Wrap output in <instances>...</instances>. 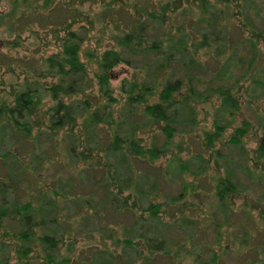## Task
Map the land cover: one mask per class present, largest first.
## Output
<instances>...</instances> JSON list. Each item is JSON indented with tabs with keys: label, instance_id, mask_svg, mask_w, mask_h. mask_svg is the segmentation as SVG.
I'll return each mask as SVG.
<instances>
[{
	"label": "rangeland",
	"instance_id": "rangeland-1",
	"mask_svg": "<svg viewBox=\"0 0 264 264\" xmlns=\"http://www.w3.org/2000/svg\"><path fill=\"white\" fill-rule=\"evenodd\" d=\"M45 1L17 7L11 0L0 2V101L13 105L28 87L40 101L29 119L31 133L0 122V208L28 204L33 210L30 225L13 216L4 221L0 264H264V155L258 152L264 135V0H256L260 18H250L244 29L236 3L212 0L224 12L222 28L228 26L234 46L244 48L252 31L263 30L252 38L261 66L245 75L232 68L221 83L218 72L233 52L216 53L217 46L201 50L204 70L194 72L202 84L194 87L202 96L193 98L185 86L172 100L177 123L171 137L164 131L167 122L149 116L145 103L130 109L126 93L145 81L154 89L152 101L159 102L166 74L122 65L111 81L116 102L100 92L99 57L114 47L126 12L121 7L110 12L102 0H49L44 8ZM182 1L192 7L186 16L199 20L194 0ZM68 25L84 38L79 57L87 75L84 88H76L82 92L63 99L78 109L76 121L56 129L57 102L48 89L59 78L46 60L62 51ZM185 72L176 77L185 78ZM222 84L232 90L230 96L217 93ZM97 111L102 118L112 115L108 124L92 121ZM246 122L249 132L236 145L231 140ZM217 127L226 128L209 140ZM117 134L127 144L112 152ZM132 140L159 157L133 155ZM227 177L235 193L224 204L217 193ZM151 204L158 208L156 218L147 211ZM29 226L33 238L25 242L21 233ZM46 235L56 240L55 247L45 244Z\"/></svg>",
	"mask_w": 264,
	"mask_h": 264
},
{
	"label": "trees",
	"instance_id": "trees-1",
	"mask_svg": "<svg viewBox=\"0 0 264 264\" xmlns=\"http://www.w3.org/2000/svg\"><path fill=\"white\" fill-rule=\"evenodd\" d=\"M102 1L104 2L105 8L110 12L112 9L121 7L122 11L126 12V14L124 17L121 15L125 28L120 34H115L113 37L114 47L100 54L99 66L101 74L98 76L100 92L108 99L109 103L116 102V99L112 95L111 81L117 67L122 65L134 68L141 64L142 68L149 70L152 74L155 72L161 75L166 74L168 78L166 80L164 79L165 81L162 84L163 89L159 102L152 101L154 89L148 86L145 81L141 84L131 85L126 90V93L128 94V105L130 109L134 104L145 103L146 112L149 116L157 121L167 122V127H165L164 131L168 137H171L173 134L175 130L173 125L177 123V114L171 111L174 105L172 100L180 96L185 86H188L193 98H200L202 96L196 90V87H194L195 84L196 86H201L202 84L200 75L194 72H199V69L204 70L201 63L202 60L199 59L201 50L211 49L213 46H217L216 48L219 49L216 53L218 51L220 53L233 52L228 58L227 63L225 65L223 64L218 72V82L221 83L226 82L229 75L233 74L232 68H236V71L244 70L245 75L256 65L258 70L261 66L259 60L260 51L252 38L261 37L263 30L260 29L261 31L259 32L261 33L252 31V38H248V42L246 41L247 44L244 45V48L240 49L237 45L234 46L231 42L232 38L230 37L228 26L222 28L225 20L224 12L223 10H217V4L213 3L212 0H194L196 6L199 8V20H194L186 16V12L192 7H184L182 0H167L161 4H157L155 0H139L143 1L144 4H139V1L132 2L130 0L123 1L122 3H120V0ZM217 1L228 4L236 3L239 6V15L241 18H238V20L241 24V29H244L248 23L250 25V18H252V21L260 18L259 6L256 0ZM11 2L16 4L14 6L17 7L21 4L26 5L29 3V0H22V3L19 0H11ZM188 3L190 2L188 1ZM28 6H25V8ZM49 6V0H46L43 7L48 8ZM14 16L15 13H12L6 17L10 19ZM2 18L0 17V24ZM173 22H176L177 26L174 27ZM258 22L259 25L263 24L260 20ZM169 23H171L174 33H172V29H169ZM193 31L195 32V38ZM196 32L199 36H196ZM61 41L62 51L46 60L49 72L54 73L59 78V82L48 89L52 98L57 102L52 109V126L56 129H60L67 124H73L76 121L78 109H74L75 105L65 104L63 99L66 97L70 98L79 93L78 91L82 92L84 88L82 82H84L85 76L87 75V68L79 57L84 38L72 29V25H68L66 35ZM181 71L190 73V75H185L184 73L185 78L188 80L183 75L182 77H176ZM156 79L159 80L158 76H156ZM80 86H83V88L77 90L76 88ZM217 93L225 97L230 96L232 90L226 87V84H222L218 87ZM230 99L232 100V98L228 97L226 103ZM39 102L37 90L31 87L18 92L15 95L13 105H9L4 100L0 101V122L8 121L19 131H24L26 134L31 133L29 119H31ZM233 108L238 109V103ZM111 116L109 113L105 114L104 118H102L100 117L99 111H97L93 114L92 121L96 124H108ZM225 128L217 127L218 131L213 135L207 134V138L212 141L216 140ZM249 129L250 124L246 122L243 127L236 130L235 136L231 141L240 146L242 144V138L248 134ZM114 137L111 151H123V143L127 144V142L119 134ZM135 142V140H132L128 146L133 155L141 157L150 156L153 160L159 157V154L154 149H144ZM258 152L264 155V135L260 138ZM231 193H235L233 181L229 177L222 179L218 186L217 196L219 200L225 204L227 197ZM147 211L155 218L159 212L158 208L153 204H151ZM11 216L19 218L26 225H30L31 219L33 218V210L28 204L15 207H1L0 229L3 228L4 221ZM33 232L32 227L29 226L25 232L21 233V237L25 242H29L33 238ZM43 239L47 246H56V240L53 237L46 235Z\"/></svg>",
	"mask_w": 264,
	"mask_h": 264
}]
</instances>
